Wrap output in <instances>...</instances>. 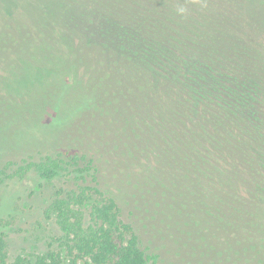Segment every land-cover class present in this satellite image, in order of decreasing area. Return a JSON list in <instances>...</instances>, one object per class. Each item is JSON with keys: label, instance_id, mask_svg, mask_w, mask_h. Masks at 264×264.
Listing matches in <instances>:
<instances>
[{"label": "trees", "instance_id": "trees-1", "mask_svg": "<svg viewBox=\"0 0 264 264\" xmlns=\"http://www.w3.org/2000/svg\"><path fill=\"white\" fill-rule=\"evenodd\" d=\"M158 2L159 21L92 2L118 24L108 37L103 26L99 40H75L64 24L74 45L59 55L63 63L31 53L25 56L32 61L10 67L23 76L28 69L47 73L24 93L0 92V99L25 105L26 122L52 135L0 162L15 177L59 181L45 209L58 236L33 259L9 261L0 235V264H264V47L223 45L210 20L172 21ZM74 55L101 74L93 88L86 66L73 67ZM195 64L216 74L213 81L230 77L257 91L253 120L203 85L197 90L186 73ZM56 77L61 100L28 92Z\"/></svg>", "mask_w": 264, "mask_h": 264}, {"label": "rangeland", "instance_id": "rangeland-1", "mask_svg": "<svg viewBox=\"0 0 264 264\" xmlns=\"http://www.w3.org/2000/svg\"><path fill=\"white\" fill-rule=\"evenodd\" d=\"M92 2L97 5L101 2L120 16L145 18L147 21H159L161 18L153 15L157 5H160L158 0H155L156 3L148 0H0V92L24 93L30 85L47 77L46 72L35 74L28 68L27 72L23 71L26 76L18 72L11 73L12 65L21 68L25 64L24 59L32 61L31 57H26L31 53H35L43 63L65 61V57L59 55H63L74 44L71 40L73 38L63 34L64 24L72 31L75 40L81 36L89 40L92 38L90 36H94L99 40L100 37H96V34L103 26L106 28H103L102 33L107 37L115 31L118 24L95 10ZM163 4L168 6V10H160L159 13L165 14L172 21L199 19L198 16L210 20L212 25L208 27L209 30L220 33L225 40L223 45L227 42L242 47L247 42V48L255 44L264 47V0H163ZM173 24L175 28L182 25L180 22ZM41 45L43 48L47 47V50L43 51ZM22 52L26 54L19 57L17 54ZM261 52L264 55L263 48ZM92 53L94 58V50ZM105 55L108 56L107 53ZM72 58L77 60L78 57L74 55ZM79 60L80 58L73 67L82 64L86 66L83 72L85 82H89V87L93 88L101 74L95 67L88 65L92 61L78 62ZM195 65L197 66L186 65V73L189 74V81L196 80L194 85L197 90H201L199 84L203 85L220 104L253 120L254 115L249 108L257 105V91L230 77H216V81H213L212 77L216 74L212 73V76L210 71L204 72L201 68L199 70L202 66ZM199 73L201 77L197 75ZM44 82L28 92L46 90L45 92H51L55 101L58 90L53 87L60 83V78ZM196 93L200 95L198 91ZM64 96L69 98V95ZM194 96L198 98L196 94ZM26 112L25 105H12L9 99H0V156L49 141L52 129L33 127L26 122ZM9 167L0 162V235L6 241L9 261L16 255L31 260L37 253L46 250L52 238L58 236L53 217L47 215L45 209L60 183L57 179H41L35 173L15 177L11 174L13 167Z\"/></svg>", "mask_w": 264, "mask_h": 264}]
</instances>
